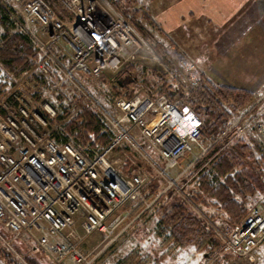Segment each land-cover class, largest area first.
Segmentation results:
<instances>
[{
	"label": "built area",
	"instance_id": "2783aa9c",
	"mask_svg": "<svg viewBox=\"0 0 264 264\" xmlns=\"http://www.w3.org/2000/svg\"><path fill=\"white\" fill-rule=\"evenodd\" d=\"M5 1L14 12L19 9L25 26L41 27V38L27 27L24 31L36 44V51L73 83H78V74L116 76L129 62L125 51L135 46V35L128 25L109 23L102 29L77 0H55L72 15L68 22L46 0ZM51 45L58 48L50 51ZM46 59L40 65L45 75L51 71ZM180 63L188 66L183 58ZM179 75L185 80V73ZM190 80L198 85L196 77L190 76ZM115 106V115L106 117L115 129L113 140L89 158L73 143L59 144L46 133L48 122L57 116L50 104L34 106L23 95L15 94L0 103V248L14 263L27 264L16 246L19 240L34 243L33 250L53 264H92L97 255L90 258L92 251L85 254L83 244L98 236L106 242L104 249L115 242L114 232L126 219L118 212L130 203L144 202L147 182L143 173L122 175L118 171L120 160L111 157L124 146L135 149L157 178L168 181L169 188L176 186L181 191L169 173L185 155L201 146V118L166 95L122 97ZM254 129L263 139L264 123L255 120ZM149 147L157 160L148 153ZM182 197L190 201L186 194ZM216 236L220 250L202 264H259L264 207L252 209L237 225L217 228Z\"/></svg>",
	"mask_w": 264,
	"mask_h": 264
},
{
	"label": "rangeland",
	"instance_id": "374dc122",
	"mask_svg": "<svg viewBox=\"0 0 264 264\" xmlns=\"http://www.w3.org/2000/svg\"><path fill=\"white\" fill-rule=\"evenodd\" d=\"M46 1L67 22L72 20L73 17L67 12L66 6L55 0ZM77 1L78 6L86 10L95 24L101 26L102 29L108 28L109 23L124 24L133 29L135 46L125 51L129 62L120 74L116 76L104 74L100 78L78 74L76 76L78 83L71 82L63 72L47 61L45 55L38 49L33 57L32 48L36 47V44L24 31V27L27 26L18 16L19 9L14 12L5 0H0V11H3L9 19L5 25L1 22L0 17V50L4 44L3 55L17 59L19 57L18 50L22 49L23 45H27L22 51L28 54L29 61H9L11 64L8 67L7 64H3L6 60L0 55V103L15 94L23 95L34 106L50 104L57 113L56 118L48 122L46 133L50 137H55V139L61 137L62 139L65 136L74 142L76 139H81L83 134L79 132L83 129L84 121L81 116L86 110L98 117L103 125V133L112 132L114 136L115 129L108 123L106 117L108 114L115 115V103L122 97L129 99L136 94L166 95L169 98H176L180 104H183L187 102V99H191L195 90L202 88L203 85H208L207 83L219 87L226 86L215 84L207 78L204 79L205 76H202L204 65L197 59L198 53H195L197 52L196 46L203 45L206 35L210 34L208 32L210 28L208 27V22H210L208 18H211L210 8L206 9L197 5L195 0ZM253 4L258 6L254 7ZM241 6H237L234 10L231 8V12L233 15L237 14L248 6L246 8L248 27L252 24L251 21L261 18L262 24L264 23V0H244ZM27 28L35 35H39L40 38L44 35L39 26H28ZM211 33L213 35V31ZM234 34L236 33L234 32ZM9 36H19L22 42L16 40V43L13 42L7 46L5 38L8 39ZM14 48L17 50L14 51ZM56 48L58 46H52L50 51ZM8 49H12V51H8ZM182 58L187 61L188 66L180 63ZM45 59L51 70L47 75L43 74L40 69V65ZM65 65L67 69L70 68L71 64L68 59ZM179 72L185 73V80L180 77ZM121 74L124 76L122 77ZM190 76L196 77L198 85L191 82ZM250 93L248 104L237 106L235 110L231 106V97L218 101L214 89L211 92L213 99L211 98L208 104L202 102L201 109L197 112L194 110L205 121L201 146L185 155L179 165L169 173V178L176 181L177 188H182L181 191L176 189V186L169 188L168 181L157 178L154 170L149 167L143 157L138 155L135 149L127 147L123 152L114 153L111 158L114 161L120 160L117 168L120 173L140 172L148 182L155 183L149 191L153 198L146 202L143 200L144 202L130 203L118 212V215L126 217V219L122 226L114 232L117 239L106 249H104L106 242H102V238L99 236L96 240L91 239L89 244L82 245L81 250L85 254L92 251L90 258L97 255L92 264H118L121 261L123 264H202L207 256L220 250V241L216 236L217 228L221 229L224 225H237L247 217L252 209L264 207V202H261L259 197L260 191L257 190L247 199V213L243 219L239 223L233 224L221 209L212 205L213 202L206 193L204 197L208 198L205 205L202 204V201L192 198L194 192L195 194L199 193L198 181L201 171L209 172L211 163L215 160L210 155L214 154L217 149L220 148V152H227L235 145L247 144L255 148L254 144H264V138L262 139L254 129L255 120L264 123V91L260 94L258 92ZM207 98L209 99V97ZM212 107L219 111L222 125L217 128L216 133L211 134L206 121L209 117L208 111ZM133 133L137 134L134 131ZM92 137L85 147H93V142L100 147L99 141L95 139L97 137L93 135ZM137 140L139 144H144L138 136ZM149 149L148 153L157 160L154 150L151 147ZM260 152L252 151L251 158H246L243 162L253 163L256 168L255 173L257 176H261L264 181V157ZM200 156H202L201 160L192 166ZM187 168L189 170L184 177H181ZM151 183L149 186L152 185ZM184 194L187 195L189 202L184 201L182 197ZM177 199L183 201L189 211L212 233L217 240L215 248L204 244L201 247L198 227L187 230L186 240H183L180 245H177L175 240H167L170 235V227L164 229V232L162 230L159 234L163 228V225L160 226L161 220ZM16 246L27 264H53L45 255L33 250L34 243L25 244L19 240ZM0 258L5 264H16L10 258L8 259L1 248Z\"/></svg>",
	"mask_w": 264,
	"mask_h": 264
},
{
	"label": "trees",
	"instance_id": "16d2710c",
	"mask_svg": "<svg viewBox=\"0 0 264 264\" xmlns=\"http://www.w3.org/2000/svg\"><path fill=\"white\" fill-rule=\"evenodd\" d=\"M1 22L5 25L9 22L8 17L4 14L3 11H0ZM10 38H5L6 45H10L13 42L16 43L17 41L22 42L21 37L19 36H9ZM26 41V40H24ZM17 46V44H16ZM21 46V45H20ZM27 45H23L22 49L18 50L19 57L15 59L14 57L4 56L3 53L5 52V47L3 44V48L0 50V55L3 59H5L4 65H8L10 67L9 61H18V60H26L28 59V54L23 52L22 50ZM17 50L14 48V51ZM33 57L34 53L36 54V49L32 48ZM8 51H12V49H8ZM23 52V55H22ZM11 54V53H10ZM9 54V55H10ZM11 58V59H10ZM31 58V55H30ZM8 59V60H7ZM30 65L32 63H29ZM122 75V74H121ZM124 75H122L123 77ZM208 85H203L202 88L195 90L192 93L191 99H187L186 103L181 104L182 106H188L193 111L196 112L201 109V104L209 103L212 98L211 92L215 89V96L217 97L218 101L221 99L227 100L228 97H231V106L233 109L236 110L237 106H244L248 104V100H250L251 93L242 89H236L227 86H215L212 84L207 83ZM209 97V99L207 98ZM213 99V98H212ZM233 101V102H232ZM221 103V101H220ZM195 112V113H196ZM84 115L81 116L84 118L83 121V129L80 130V134L86 138L76 139L74 141L70 140L68 137H57L55 142L62 144L71 142L73 143L84 155L88 156L89 158H94L99 153H101L113 140V133H103V125L98 119L96 115L92 112L86 110ZM197 114V113H196ZM198 115V114H197ZM208 121L206 124L208 126L209 132L216 133L217 128L222 125V117L219 114V111L211 108L208 111ZM199 116V115H198ZM200 117V116H199ZM203 122V129H204V122L202 117H200ZM214 122H213V121ZM74 124V123H72ZM72 130V129H71ZM206 130V128H205ZM207 131V130H206ZM203 133V130H202ZM100 143V147L95 142L92 143L93 147H85L88 141H90L93 137ZM253 144V143H252ZM255 148L245 144L243 146L235 145L230 151H223L220 152L219 149L214 152V154L210 155L211 158L214 157V162L211 163V168L209 172L201 171V177L198 181L199 193L192 195V198L197 201H202V204L205 205L207 198L209 197L212 200V205L216 206L218 209H221L224 214L229 218L231 223L237 224L243 219L245 214L247 213V206L246 202L251 195H253L257 190L264 191V181H262L261 176H257L255 173L256 168L253 163L250 162H243L244 159H250L252 151H261L260 154L264 157V144H254ZM126 148V147H124ZM119 149L118 152H123L126 149ZM220 152V153H219ZM203 173V174H202ZM122 175H130V173H126ZM150 181V180H149ZM149 183L146 182L145 189L143 192V200L149 201L153 198L151 192L152 187L155 183H151L152 185L149 186ZM151 193V194H150ZM207 194L208 197L205 198L204 194ZM134 203V202H133ZM132 204V203H131ZM218 220V219H217ZM163 225L159 234L164 232V229L170 227V235L168 236L167 240H175L177 245H180L183 240H186V231L190 230L192 227H198L200 230V245H207V246H216V239L212 235V233L206 229L205 225L192 213L189 211L186 204L177 199L175 203L172 205L170 211L163 217L160 222V226ZM214 246V248H215ZM9 259V258H8ZM13 263V262H12ZM118 264H123V262H119Z\"/></svg>",
	"mask_w": 264,
	"mask_h": 264
},
{
	"label": "crops",
	"instance_id": "0c3cea01",
	"mask_svg": "<svg viewBox=\"0 0 264 264\" xmlns=\"http://www.w3.org/2000/svg\"><path fill=\"white\" fill-rule=\"evenodd\" d=\"M195 1L203 8H210L211 18L207 17L210 20L208 22L210 34L206 35L203 45L196 46L197 52H195L198 53L197 59L204 65L202 70L204 79L252 93H262L264 91V23L262 24V18L251 21L252 24L248 27L246 10L248 6L237 14L233 12V15L231 8L234 10L237 6H241L244 0H236L239 2H232L234 0ZM259 195L261 202H264V191H261ZM257 253L259 264H264V243L258 248ZM0 264H5L1 258Z\"/></svg>",
	"mask_w": 264,
	"mask_h": 264
}]
</instances>
